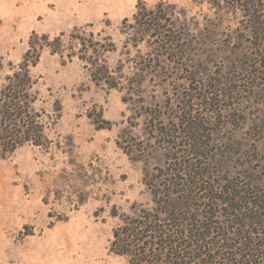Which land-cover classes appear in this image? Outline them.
<instances>
[{
	"label": "rangeland",
	"instance_id": "obj_1",
	"mask_svg": "<svg viewBox=\"0 0 264 264\" xmlns=\"http://www.w3.org/2000/svg\"><path fill=\"white\" fill-rule=\"evenodd\" d=\"M7 108L0 264H128L113 230L155 207L148 179L187 183L198 123L202 185L264 203V0H0Z\"/></svg>",
	"mask_w": 264,
	"mask_h": 264
},
{
	"label": "trees",
	"instance_id": "obj_2",
	"mask_svg": "<svg viewBox=\"0 0 264 264\" xmlns=\"http://www.w3.org/2000/svg\"><path fill=\"white\" fill-rule=\"evenodd\" d=\"M2 112L3 130L7 131V127L12 130V118L18 114L11 108L0 114ZM197 127L199 132L196 136L188 135L186 138L187 143L191 140L192 145L190 150L185 151L187 155L180 164L184 165L183 168L177 169L190 172L187 183L178 172L159 183H152L147 178L155 207L122 216L121 223L114 228L110 251L124 257L128 264H253L257 261L253 259L262 254L260 245L264 244H256L250 232L258 233L252 226L264 228V220L260 212L248 213L253 208H261L264 204L259 199L261 197L247 199L233 187H222L219 195L215 193V186L202 185L201 182L211 171L203 169L201 158L208 149H205L207 144L201 133L203 124L198 123ZM25 132L30 134L29 129ZM197 190L206 195H193ZM243 193L250 195L248 191ZM222 210L224 214L221 215ZM219 216L234 221L225 222L226 229L220 228ZM230 226L240 229L232 235L233 227Z\"/></svg>",
	"mask_w": 264,
	"mask_h": 264
}]
</instances>
